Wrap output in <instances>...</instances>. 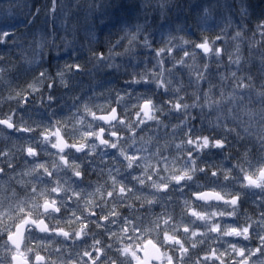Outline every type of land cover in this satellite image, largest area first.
Returning <instances> with one entry per match:
<instances>
[{"label":"clouds","instance_id":"1","mask_svg":"<svg viewBox=\"0 0 264 264\" xmlns=\"http://www.w3.org/2000/svg\"><path fill=\"white\" fill-rule=\"evenodd\" d=\"M0 264H264V0H0Z\"/></svg>","mask_w":264,"mask_h":264}]
</instances>
